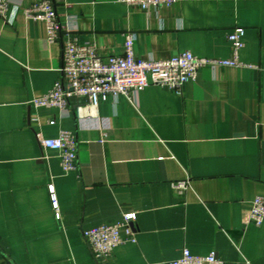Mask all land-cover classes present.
Segmentation results:
<instances>
[{"label": "crops", "instance_id": "obj_1", "mask_svg": "<svg viewBox=\"0 0 264 264\" xmlns=\"http://www.w3.org/2000/svg\"><path fill=\"white\" fill-rule=\"evenodd\" d=\"M36 1L10 0L7 19L0 16V264H164L183 248L215 253L219 264H264V219L256 225L247 213L264 195V0H177L149 9L51 0L102 57L121 54L124 33L133 31L140 58L183 50L224 58L227 35L240 26V59L258 65H204L182 94L149 85L96 107L73 95L63 111L34 104L62 66L61 42L49 43L45 22L23 13ZM64 129L77 139V169L69 172L37 137ZM185 178L190 186L177 195L171 183ZM127 211L137 212L136 240L95 258L83 230Z\"/></svg>", "mask_w": 264, "mask_h": 264}, {"label": "built area", "instance_id": "obj_2", "mask_svg": "<svg viewBox=\"0 0 264 264\" xmlns=\"http://www.w3.org/2000/svg\"><path fill=\"white\" fill-rule=\"evenodd\" d=\"M142 9L171 6L177 0H118ZM10 0H0V16L8 17ZM26 18L43 20L49 43L60 41L62 44L61 76L50 90L35 98L36 106H54L62 111L66 109L73 95L85 98L89 105L96 107L109 95L128 96L132 91L142 90L149 85H158L177 94H182L186 83L196 80L204 65L258 66L240 59V50L244 47L243 27H235L228 33L231 44L230 55L224 58H208L183 50L169 58L144 59L136 55V36L133 31L124 33V49L121 54L102 57L94 43L80 42L75 19L62 21L51 0H39L23 9ZM78 118L83 117V106L76 107ZM54 123V120H50ZM41 146L58 151L60 165L64 172L77 169V139L71 130H61L56 137L47 138L37 133ZM171 186L177 195H184L190 186V179L172 181ZM52 206L56 217L60 218L58 201L52 185L49 186ZM249 220L260 225L264 219V195H256L247 205ZM137 212L127 211L118 222L100 224L83 230V237L95 258H107L112 251L124 242H134ZM215 253L195 254L183 248L178 258L167 260L164 264H219ZM150 264V263H146Z\"/></svg>", "mask_w": 264, "mask_h": 264}]
</instances>
